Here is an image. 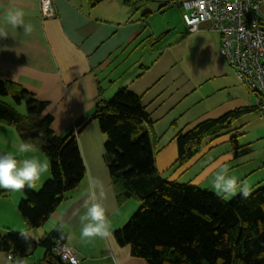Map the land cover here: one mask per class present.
<instances>
[{
	"label": "crops",
	"instance_id": "1",
	"mask_svg": "<svg viewBox=\"0 0 264 264\" xmlns=\"http://www.w3.org/2000/svg\"><path fill=\"white\" fill-rule=\"evenodd\" d=\"M124 1L97 0L90 5L88 0H53L55 16L41 19L36 0H0V29L7 32L6 38H0V80L16 83L46 101L56 135L77 131L85 166L83 180L39 229L28 228L18 212L22 192L0 197V229L24 231L39 238L54 229L55 218L62 217L66 243L76 250L79 264H146L131 255L129 246L119 245L113 237V231L127 222L138 202L129 199L117 204L104 159L105 135L92 119L99 90L108 99L126 87L141 98L151 119L155 165L164 180L193 184L224 198L213 187L217 171L227 168L228 175L238 183L256 174L254 166L235 168L240 165H235V159L241 145L236 151L231 144L230 149L218 145L228 141L230 135L209 141L190 162L177 166L175 134L235 108L253 106L243 95V91H251L219 54V35L209 29L208 22L188 32L186 24L179 22L181 8L171 5V0ZM9 8L23 11L25 23L33 26L30 35H25L22 27L6 23ZM261 12L264 17V0ZM173 29L174 42L169 37ZM159 35L160 40L154 41ZM5 133L14 139V147L6 152L17 153L21 143L17 132L0 124V136ZM17 154L23 158V154ZM38 154L35 151L28 155L41 159ZM49 174L42 175L32 189L36 191ZM262 179L263 175L252 177L255 184L251 187L264 184ZM94 191L98 196L103 192L100 203L111 235L85 241L79 217ZM43 254L32 255L26 264L42 262ZM0 264H7V255L1 251Z\"/></svg>",
	"mask_w": 264,
	"mask_h": 264
},
{
	"label": "trees",
	"instance_id": "2",
	"mask_svg": "<svg viewBox=\"0 0 264 264\" xmlns=\"http://www.w3.org/2000/svg\"><path fill=\"white\" fill-rule=\"evenodd\" d=\"M136 1L141 0L124 2ZM21 104L24 113L18 110ZM47 105L20 85L0 80V124L14 126L21 142L34 143L50 165V177L38 191L27 187L21 191L17 209L30 229L43 225L85 176L77 136L74 131L64 136L53 132ZM257 110L256 105L238 107L177 132V166L197 156L207 138L211 142L230 135L235 120ZM92 119L105 135L104 159L117 204L129 199L139 203L127 222L113 231L116 242L129 246L133 257L146 264H264V184L257 185L247 199L239 192L226 201L193 184L164 180L155 165L151 119L141 98L126 87L108 100L99 90ZM228 142L234 151L240 147L237 135H230ZM9 193L0 189V197ZM66 235L53 229L39 238L29 236L32 246L26 252L20 232L0 229V251L26 260L42 247L44 264H69L52 249L55 240L66 242Z\"/></svg>",
	"mask_w": 264,
	"mask_h": 264
},
{
	"label": "built area",
	"instance_id": "3",
	"mask_svg": "<svg viewBox=\"0 0 264 264\" xmlns=\"http://www.w3.org/2000/svg\"><path fill=\"white\" fill-rule=\"evenodd\" d=\"M41 19L55 16L53 0H36ZM188 32L197 31L208 22L219 35V54L235 76L256 96V106L264 115V17L263 0H179ZM77 136V131H74ZM53 252L69 264H79L76 250L61 239L55 240ZM12 256L7 255V258ZM13 257V256H12Z\"/></svg>",
	"mask_w": 264,
	"mask_h": 264
},
{
	"label": "clouds",
	"instance_id": "4",
	"mask_svg": "<svg viewBox=\"0 0 264 264\" xmlns=\"http://www.w3.org/2000/svg\"><path fill=\"white\" fill-rule=\"evenodd\" d=\"M24 13L19 8H9L5 13L6 23L13 28L22 27L25 35H30L33 31L31 23H25ZM7 32L0 29V38H6ZM43 135V131L40 132ZM36 145L30 140L22 141L19 145L17 153L23 154V158L17 153L5 152L0 153V189L8 192H21L26 187L34 188L42 175L49 170V161L47 159H39L35 156L28 155L35 152ZM213 187L218 194L227 196L235 195L239 190L243 198L247 199L251 195V186L247 182L238 183L234 176L228 175L227 168H221L217 171L213 179ZM94 191L90 194L89 199L85 202V211L79 217L81 229V238L85 241L95 238H108L111 235L110 225L107 219L105 209L100 203V198ZM54 229L63 234L65 224L62 217L55 218L53 222ZM21 238L25 241L27 248L25 251L31 250V238L29 235L21 231ZM7 264H26L23 257L9 256Z\"/></svg>",
	"mask_w": 264,
	"mask_h": 264
},
{
	"label": "rangeland",
	"instance_id": "5",
	"mask_svg": "<svg viewBox=\"0 0 264 264\" xmlns=\"http://www.w3.org/2000/svg\"><path fill=\"white\" fill-rule=\"evenodd\" d=\"M178 17H179L180 24L184 25V21L182 18L181 11H179ZM175 22H176V20H175ZM175 29H173L172 31H174ZM182 30H184V29H182ZM175 35H176L175 31L169 35L172 42H174L176 40ZM236 81H237V84L239 86L242 85L238 79ZM243 95H245L246 98L249 101H251L250 103H253L254 105L257 104V102H255L257 100V98L252 92L248 93L246 91H243ZM110 98H108V99H110ZM18 110L21 113H24L25 112L24 104L19 105ZM6 127H8V126H6ZM9 127H12L13 129H15L14 126H9ZM232 129H233V131L230 133V135H232V136L237 135L238 143L241 145V147L239 149V156L237 157V159H235V165L236 164H240V165L236 166L235 168L238 169L241 166H254V168H255L254 172H256V174L254 176L260 177L261 175H263V179H262L263 181L262 182H264V116H262L261 112H259L258 110L254 113H251V114H245V115L241 116L239 119L234 121ZM15 131H16V129H15ZM207 143H209L208 138L205 140L203 146H205V144H207ZM218 145L221 147V149H224V148L230 149V143L228 141L218 143ZM218 145H216V146H218ZM13 147H14V139L12 136H10V135L7 136L6 133L3 136H0V151L6 152V151H9ZM214 149H217V148H214ZM36 151L39 153L38 155L42 160L46 159L45 156L40 151H38V150H36ZM47 173H49V172H47ZM190 176H191V173L188 174L185 181H188ZM254 176H253V174H251V176H248L241 183L247 182L250 186L254 185L255 183H253L250 180ZM49 177H50V174H49ZM47 179H44V181ZM184 184H187V183L184 182ZM40 186L36 191H38L40 189ZM254 188H256V186L251 187L252 190ZM238 193H239V190L237 191L236 194H238ZM235 195H231V196L224 195V198H226V201H230ZM138 207H139V203L137 205V208ZM137 208L135 209L134 212H136ZM36 251L35 252L37 254H35V253L34 254L38 255L39 253L44 252V249L42 247H38L36 249ZM40 262L41 261L38 260L37 264H40Z\"/></svg>",
	"mask_w": 264,
	"mask_h": 264
},
{
	"label": "water",
	"instance_id": "6",
	"mask_svg": "<svg viewBox=\"0 0 264 264\" xmlns=\"http://www.w3.org/2000/svg\"><path fill=\"white\" fill-rule=\"evenodd\" d=\"M58 259H59V257L58 256H56ZM40 264H44L43 262H41Z\"/></svg>",
	"mask_w": 264,
	"mask_h": 264
}]
</instances>
